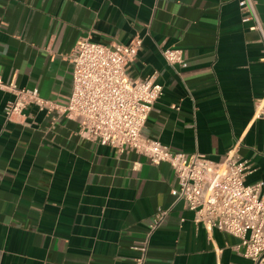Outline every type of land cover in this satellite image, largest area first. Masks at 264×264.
I'll return each mask as SVG.
<instances>
[{"label":"crops","instance_id":"0c3cea01","mask_svg":"<svg viewBox=\"0 0 264 264\" xmlns=\"http://www.w3.org/2000/svg\"><path fill=\"white\" fill-rule=\"evenodd\" d=\"M81 39L141 41L127 74L163 89L144 137L216 163L235 156L252 170L247 184L264 183V47L237 0H0V80L66 105ZM168 49L183 52L185 69L165 62ZM12 99L0 92V264H134L144 244L145 264H252L236 238L174 204L169 165L84 141L75 122L34 107L7 121Z\"/></svg>","mask_w":264,"mask_h":264},{"label":"built area","instance_id":"2783aa9c","mask_svg":"<svg viewBox=\"0 0 264 264\" xmlns=\"http://www.w3.org/2000/svg\"><path fill=\"white\" fill-rule=\"evenodd\" d=\"M237 4L241 23L259 34L264 47L255 0H237ZM140 46L138 39L127 46L112 47L79 40L70 55L72 89L64 106L41 98L37 90L19 89L0 80V92L13 98L3 109L5 119L11 121L34 107L49 117L75 122L77 135L84 141L108 146L120 154L134 153L154 166L169 165L177 183L171 191L174 204L183 203L193 213L195 224L236 238L239 243L234 249L242 258L264 264V183H246L252 173L250 166L230 155L220 163L198 154L186 156L143 136L163 89L154 75L141 81L128 76L127 65L134 61ZM162 56L171 67H187L181 50L168 49ZM255 116L264 120V97ZM167 214L161 209L156 212L150 233L162 225ZM134 249L139 252L134 264H145L147 246Z\"/></svg>","mask_w":264,"mask_h":264}]
</instances>
